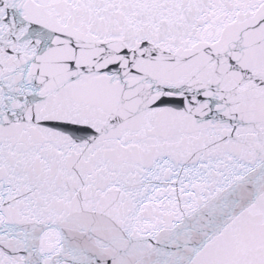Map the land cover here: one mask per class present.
Instances as JSON below:
<instances>
[{
	"label": "snow or ice",
	"instance_id": "obj_1",
	"mask_svg": "<svg viewBox=\"0 0 264 264\" xmlns=\"http://www.w3.org/2000/svg\"><path fill=\"white\" fill-rule=\"evenodd\" d=\"M0 264H264V0H0Z\"/></svg>",
	"mask_w": 264,
	"mask_h": 264
}]
</instances>
